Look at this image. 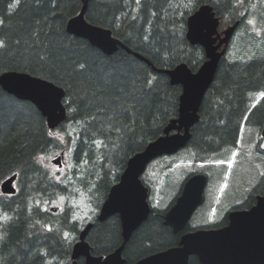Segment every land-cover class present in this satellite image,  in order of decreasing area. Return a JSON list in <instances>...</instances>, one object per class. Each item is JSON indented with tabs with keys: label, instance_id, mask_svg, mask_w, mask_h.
Listing matches in <instances>:
<instances>
[{
	"label": "trees",
	"instance_id": "16d2710c",
	"mask_svg": "<svg viewBox=\"0 0 264 264\" xmlns=\"http://www.w3.org/2000/svg\"><path fill=\"white\" fill-rule=\"evenodd\" d=\"M88 3L89 22L111 29L146 60L123 47L107 54L70 33L68 21L80 13L83 0H0V41L7 43L0 49V74L24 71L52 81L64 88L67 108L66 120L50 128L32 102L0 86V185L18 174L17 192H0V213L5 216L0 222V264H71L73 245L85 226L76 218L72 198L84 193L99 210L129 159L164 135L167 125L179 116L182 86L154 71L147 60L166 69L185 62L196 72L207 59L204 48L187 39L191 14L203 4L216 5L219 30L240 20L236 33L244 31L245 36L254 31L249 22L251 14L257 13L253 6L261 5L257 17L264 19V0ZM251 34L257 43L264 40V30ZM257 93H264V46L258 45L251 58L222 57L185 148L194 164L235 148L244 124L261 130L264 95L254 104ZM63 151L70 167L61 178L46 160ZM167 181L166 176L165 185ZM257 194H264V171L251 190L253 198L231 209L250 208ZM61 197L65 200L59 204ZM164 211L152 205L147 219L126 240L123 256L127 264L177 245L184 231L196 228L188 224L183 232L175 233L164 224ZM91 221L94 225L87 240L94 254H109L122 244L119 215L104 221L95 216ZM227 223L225 216L201 227ZM78 263L85 264L84 258ZM190 264L201 263L192 256Z\"/></svg>",
	"mask_w": 264,
	"mask_h": 264
},
{
	"label": "water",
	"instance_id": "95a60500",
	"mask_svg": "<svg viewBox=\"0 0 264 264\" xmlns=\"http://www.w3.org/2000/svg\"><path fill=\"white\" fill-rule=\"evenodd\" d=\"M87 3L88 0H84L81 12L69 20L67 30L89 40L107 54L114 53L119 48V41L113 37L111 29L92 24L85 18ZM197 14H202L204 24L193 35L188 21ZM188 21L187 39L191 44H199L204 48L207 60L196 72L185 62L169 69L155 67L167 74L172 84L182 86L179 116L167 125L164 135L129 159L119 182L111 187L98 215L100 221L119 215L123 242L109 254H93L87 240L93 227V223H89L73 246L71 264H79L80 257L85 258V264H126L123 256L125 242L151 212L149 188L141 175L154 159L177 153L188 145L192 137L191 130L200 120L199 109L205 93L214 81L221 58L240 21L220 32V18L210 3L200 6L188 17ZM0 79H3V85L0 86L5 91L32 102L44 115L50 128H56L66 120L67 108L63 102L66 92L63 87L24 71H4ZM261 134L264 137V125ZM53 162L62 166V155L53 159ZM17 178V173L6 178L1 184L2 192L15 194ZM207 183L208 175L205 173L189 176L174 204L164 213V224L175 233L183 232L195 210L204 202ZM228 219V224L221 227L185 231L177 245L145 256L133 264H190L192 256L198 257L201 264H264V194H258L256 203L250 208L230 211Z\"/></svg>",
	"mask_w": 264,
	"mask_h": 264
},
{
	"label": "rangeland",
	"instance_id": "374dc122",
	"mask_svg": "<svg viewBox=\"0 0 264 264\" xmlns=\"http://www.w3.org/2000/svg\"><path fill=\"white\" fill-rule=\"evenodd\" d=\"M260 6L259 4L253 6V11L258 13L261 9L263 10ZM257 13L251 14L249 22L254 31L263 32L264 19L257 17ZM251 32L245 36L244 31H240L232 37L226 53L229 59L251 58L257 53L258 45L263 48L264 40L257 43L254 40L256 36ZM263 95L264 93H257L254 103H257ZM258 146L264 150V137L261 136V130L244 124L237 147L226 149L220 157L194 164L188 149H184L168 156L167 160L162 158L153 161L154 163H151L152 165L142 176L144 181L150 184L151 205L159 209L167 207L178 195L188 174L193 171V173L204 172L210 177L205 191V201L197 208L189 224L194 226L205 222L213 224L222 221L227 216L231 205L250 201L253 198H250L251 190L259 182L264 171V155L258 151ZM63 152V166L59 167L52 160ZM63 152L46 160L54 173L61 178L66 177V170L70 167L67 155L65 151ZM166 169L167 175H165ZM166 176L167 185L164 183ZM64 200L65 198L61 197L59 204H62ZM72 201L76 207V218L80 223L86 224L97 215V208L89 202L84 193L73 197ZM4 218V214L0 213V222Z\"/></svg>",
	"mask_w": 264,
	"mask_h": 264
},
{
	"label": "snow or ice",
	"instance_id": "6c2138e0",
	"mask_svg": "<svg viewBox=\"0 0 264 264\" xmlns=\"http://www.w3.org/2000/svg\"><path fill=\"white\" fill-rule=\"evenodd\" d=\"M203 24H204V20H203L202 14L194 15L188 21V26L191 29L193 35L199 32ZM6 47H7V43L5 41H0V49H4ZM79 67L81 69H84L85 65L81 64ZM0 85H3V79H0Z\"/></svg>",
	"mask_w": 264,
	"mask_h": 264
},
{
	"label": "bare ground",
	"instance_id": "6f19581e",
	"mask_svg": "<svg viewBox=\"0 0 264 264\" xmlns=\"http://www.w3.org/2000/svg\"><path fill=\"white\" fill-rule=\"evenodd\" d=\"M102 1V0H101ZM121 1V0H120ZM88 2H89V0H88ZM114 2V1H113ZM116 2V1H115ZM105 3V2H104ZM88 4L89 3H87V6H86V8H85V18H86V13H87V9H88ZM83 6H84V0H83ZM83 6H82V8H83ZM216 6V5H215ZM214 6V7H215ZM82 8H81V10H82ZM127 8V7H126ZM125 9V8H124ZM179 10V9H178ZM81 12V11H80ZM87 19V18H86ZM69 22V21H68ZM134 22V21H133ZM222 24V23H221ZM226 28V27H225ZM220 29V28H219ZM112 31V30H111ZM112 34H113V32H112ZM113 37L114 38H116L118 41H119V43L121 44H119V47H123L126 51H128L129 53H133L134 55H136L137 57H139L140 59H142V60H144L145 59V57L143 56V55H141L140 53H137V52H135V51H133V49H131V48H129L128 47V45L125 43V42H122L120 39H118L116 36H114L113 35ZM232 40V39H231ZM193 45H195V44H193ZM101 49V48H100ZM118 50V49H117ZM227 58V57H226ZM146 60V59H145ZM149 63H150V65L152 66V68H153V70L154 71H156V72H158V73H163V72H160V71H158V70H156L155 69V67L156 68H158L153 62H151V61H149V60H147ZM198 62V61H197ZM151 63H153V64H151ZM194 71V70H193ZM165 74V73H164ZM52 82V81H51ZM176 85V84H175ZM59 86V85H58ZM13 95V94H12ZM65 97V96H64Z\"/></svg>",
	"mask_w": 264,
	"mask_h": 264
}]
</instances>
